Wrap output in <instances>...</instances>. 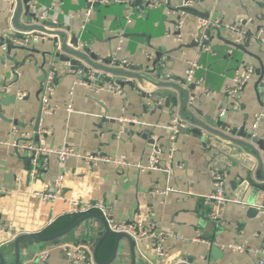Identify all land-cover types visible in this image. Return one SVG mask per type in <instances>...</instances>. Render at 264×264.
Returning <instances> with one entry per match:
<instances>
[{
  "label": "crops",
  "instance_id": "obj_1",
  "mask_svg": "<svg viewBox=\"0 0 264 264\" xmlns=\"http://www.w3.org/2000/svg\"><path fill=\"white\" fill-rule=\"evenodd\" d=\"M14 1L0 0V34L4 38L10 35H32L34 38L31 37L25 44L29 50L11 47L8 58H4L7 47L3 51L0 46L1 140L10 137L12 127L17 128L18 132H34L40 105L38 92L45 71L54 64L58 77L50 104L55 107V111L51 114L42 113L38 125L46 130L44 134L48 143L56 146L68 144L83 152L98 150L110 156L123 154L131 162H146L153 152L154 144L162 148L161 163L170 160L182 166L174 168L167 177L162 171L139 172L134 167L117 169L111 164L89 167L74 157L68 158L63 167L59 168L56 159L51 157L47 171L41 179L33 181L28 176L25 156L0 145V224L11 227L9 232H0V252L4 264L15 263V234L43 236L40 234L43 230L55 233L69 226L72 223L69 222L70 218L57 220L68 214L71 198L104 201L111 206L117 220H153L160 228L178 237L167 236L164 239L163 246L167 252L165 257L157 256L150 242L134 241V264H259V256L235 252L227 246L233 242H246L256 247L264 244V214L247 218L244 206L225 203L217 208L218 218L217 222L213 221L215 224L208 232L210 237H204L207 222L212 221L208 215L213 206L203 198L212 190L210 169L218 168L221 171L224 191L228 196L243 200L237 189L239 187L234 188L233 185L245 176L247 160H253L251 152L221 138H213V143H201L196 136L181 132L176 136L173 151H168L170 142L165 127L173 114L180 116L181 95L178 92V98L172 100V103L170 97L163 102L160 99L155 101L148 98L152 90L149 82L102 70H99L102 77L97 82L110 79L119 85L121 92L91 93L83 85H73L74 69L46 53L52 50L54 36L45 33L42 36L41 31H36L35 35L33 30L15 26L11 11ZM36 1L40 8L52 2ZM155 1L159 3L158 9H155L159 12L151 14V21H146L148 8H145L142 17L132 16L127 24L124 15L128 9L124 4L107 5L105 10L94 5L87 16L86 11L90 6L88 0H59L53 14L60 8L69 16L60 13L57 17L59 22L55 26L62 24L69 48H74L69 44L72 34L77 36L79 43H85L83 48L86 53L99 57L98 60L90 58L95 64L122 70L131 66L145 67L149 65L147 54L153 58L155 52L161 51L162 58H165L162 64L166 67L163 72L174 78L169 81L179 83L186 89L192 84L185 81L187 61L196 57L201 68L195 77H202L203 81L195 84L194 89H189V101L198 98L194 105L203 114L214 118L220 116L232 125L235 124L232 118L239 119V125L247 115L246 126L249 130L254 126L253 132L264 137V91L260 84L263 102L260 105L255 88V73L239 93H228L236 72H242L244 66H253L255 70L259 66L258 58L264 64V41L260 39H264V0H198L190 3L186 0ZM140 5L143 7V4ZM181 7L192 9L182 11ZM204 15H208V19L218 20L222 25L245 21L242 28L250 30L253 36L244 50L252 55L229 44L228 41H236L235 35L225 29H220L219 37L215 36L211 40L203 37L209 40V44L202 49L193 46L197 31L204 27L203 21L208 20ZM179 18L183 19V25L180 29L181 40L177 41L174 35L179 31L174 28ZM85 20L87 22L83 30L81 25ZM19 22L40 23L26 16L24 10L19 16ZM122 23L124 25L120 26ZM55 26L47 28L54 30ZM213 34L216 35V31ZM237 43L244 45L242 41ZM118 46L120 50L116 52ZM79 47L82 49V46ZM113 52H116L119 59L126 60L127 66L111 64L109 56ZM105 60H108L107 64L103 62ZM132 72L146 74L145 69ZM181 79H184V84L179 82ZM126 81H131L133 85ZM72 87V112H68L65 105L70 99ZM19 93H24L22 99L18 98ZM60 170L64 173L61 198L49 202L31 195V190L41 189L45 183H50ZM166 185L179 191L165 194L157 192ZM104 230L101 221L88 218L62 237L47 242L22 239L19 242L20 264H33L35 254L41 249H50V253L45 261L38 264H64L65 256L59 248L62 243L89 244L93 256V247ZM114 241L115 234L103 240L97 250L98 260L106 261L111 257ZM131 262L129 242L121 239L116 258L111 264Z\"/></svg>",
  "mask_w": 264,
  "mask_h": 264
},
{
  "label": "built area",
  "instance_id": "obj_2",
  "mask_svg": "<svg viewBox=\"0 0 264 264\" xmlns=\"http://www.w3.org/2000/svg\"><path fill=\"white\" fill-rule=\"evenodd\" d=\"M198 0H186L187 3L194 2ZM57 2L59 0H52L49 6H45L40 8L36 2V0H28L29 8L35 13V17L39 21L49 20L53 23H58L57 20L58 15L64 14L63 11L58 8V11L53 14L54 8H57ZM90 6L86 11V15H90L91 6L94 5H111V4H124L128 10H126L125 23H129L132 19V16H143L144 8H157L159 3L155 0H141V4H143V8L138 11L134 7L135 0H88ZM187 7H181L184 9ZM183 13V12H182ZM69 16V13H65L64 15ZM208 19V18H206ZM87 20H85L81 29H85ZM183 25V19L179 18L175 23V31H179L176 35H174V39L177 41L181 40L180 29ZM204 27H210L214 29H225L227 31H231L235 35V40L237 42H241L245 36V30L241 26V21L239 20L235 24H221L218 20H204L202 23ZM264 31V29H263ZM42 36L44 35L43 31H41ZM48 34V33H45ZM54 36V35H53ZM33 37L32 35L29 37L28 35L25 37H17L15 35H10L6 37V39L11 44L16 45H25L30 39ZM119 37H122V30L119 32ZM34 38V37H33ZM263 42L264 39L260 38ZM235 41V42H236ZM56 45L59 47L58 39L56 38ZM236 42V43H237ZM79 46L84 47L86 44L82 42H78ZM78 46V47H79ZM6 44H2L1 48L3 51L6 50ZM80 48V47H79ZM202 49V48H201ZM207 49V48H206ZM120 50V46L117 47L116 52ZM116 52L110 54V63L117 65L127 66V61L124 59H119ZM87 54V53H86ZM89 55V54H87ZM147 57L151 58V54H147ZM68 64V63H67ZM187 69L185 74L186 83L190 84H201L203 78H196L195 74L198 69L201 68V64L198 59L194 57V59L187 61ZM69 65V64H68ZM254 75V67L253 66H244V70L242 72H236L232 78V85L228 90V93L231 95H236L239 93L244 86L247 84L248 80L251 76ZM58 77V70L56 65H51L44 73V77L40 86V91L38 94L39 102L41 103V114H51L55 111V107L50 104L51 95L54 92L56 81ZM74 84L73 85H83L85 86L91 93H98L100 91L107 92H121V88L117 83L110 79H106L102 82H97V79L93 76L91 71L85 72L82 68L74 69ZM88 77L90 82H87L84 78ZM261 85L264 91V77L262 78ZM73 87L69 92L70 99L68 103L65 105V109L68 112H72V101L71 96L73 93ZM24 93H19L18 98L22 99ZM223 114V113H222ZM261 115V114H259ZM134 121V120H133ZM183 126L182 118L178 114H173L170 118L168 124L165 129L168 132V138L170 144L167 146L168 151H173L174 142L177 134L180 132L179 127ZM253 126V125H252ZM254 127V126H253ZM46 132L45 129L38 126L36 130L32 133L27 132H18L17 128L12 127L10 129L9 135L10 137L1 140L0 145L7 146L13 153L18 155L25 156L28 162V176L30 180L41 179V176L47 171L50 158L54 157L56 159V164L59 168H62L64 163L68 158L74 157L83 161L89 167L96 166L98 164H111L113 167L117 169H123L126 167H134L139 172L152 170V171H162L167 177H169L174 168H180L182 165L179 163L171 162L170 160L161 163L160 161V153L162 148L159 146H155L153 144V152L147 158L146 162L136 161L131 162L126 158L125 155L120 154L117 156H110L107 154H102L100 151L94 152H83L75 147L62 144L59 146L52 145L48 143L46 140ZM61 171V170H60ZM210 178L212 180V190L203 196L205 202H210L213 206L211 212L209 213V218L212 221L217 222V208L221 203H230L236 202L233 197L228 196L224 191V177L221 171L218 168H211ZM63 180L64 173L59 172L50 183H45L41 189H33L31 190V195L34 198H37L42 201L54 202L55 200L62 197V188H63ZM179 191L171 185H166L164 189L158 190L157 192L160 194H165L167 192ZM191 193V192H190ZM237 203L243 205L242 202L237 201ZM70 208L68 214H77L83 215L86 213L95 212L101 215L109 229L110 232L117 233H126L132 237L134 241H146L151 243L152 249L155 251L156 255L159 257L167 256L166 249L163 246V241L167 236H173L171 232L164 230L158 226V224L153 221H143L142 219L121 221L117 220L114 215L112 208L109 204L104 201H88V200H80L77 198H71ZM10 226L0 224V232L6 231L9 232ZM15 234L13 236L16 237ZM178 238L177 236H173ZM59 248L62 250L65 261L64 264H97L92 256V248L89 244H85L83 242L79 243H62L59 245ZM227 248L231 249L235 252H246L252 255L259 256L258 263L264 264V244L261 246H252L246 242H233L228 244ZM50 249H41L35 254L34 263L38 264L39 262H43L49 255Z\"/></svg>",
  "mask_w": 264,
  "mask_h": 264
},
{
  "label": "water",
  "instance_id": "obj_3",
  "mask_svg": "<svg viewBox=\"0 0 264 264\" xmlns=\"http://www.w3.org/2000/svg\"><path fill=\"white\" fill-rule=\"evenodd\" d=\"M28 0H15L11 4V11L13 13V21L15 26L22 27L23 30H30L34 31V34L36 35V31H43L48 34L54 35L53 38H49L52 43V50L46 52L51 58L53 57L58 62H65L68 63L70 68L76 69V68H82L85 72L91 71L93 73V76L96 79H99L102 77L101 72L99 70H102L107 73H114L119 74L122 76H128L130 78H136L139 80H145L149 82L152 85V90L150 93H148V98L155 99V101L161 100L163 102L167 98L170 97L171 103L172 100L178 98V95L176 92H178L181 95V98L179 99V114L182 120L185 122V126H180L179 131L181 133L185 134H191L196 136L201 143H213V138H221L224 139L232 144H236L239 146H242L246 149H248L252 156L253 160L249 161L248 168L246 171L245 176L241 177L239 182L237 184H234V188H237L239 191V195L243 197L244 199L240 200L238 198H234L236 202H230V203H237V201H240L243 203L242 206H244L245 209V216L247 218H254L257 215L264 214V137L261 135L256 134L253 132V127L249 130L248 126H246V120L247 115L244 116V119L241 120L240 124L238 125L237 122L239 119L232 118V122L235 123L232 125L230 122L222 119L220 116L213 117L209 114H203L201 110H199L194 103L198 102V98H194L191 102L189 101V89H194L196 86L195 84H190L188 86V89L183 86H181L179 83L171 82L169 80H174L173 77L168 76V74H165L163 71L165 70V65L162 64V60H165V58H162L161 51H157L154 53L153 58L148 59V66H131L128 67L127 70H122L116 67H109L105 65L95 64L91 61L90 58L98 60V56L91 53L89 55L86 54V49L82 47V49H78V40L77 36L75 34H72L70 37V45H72L74 48H69L67 46V34L65 30L62 29V24L59 23L56 27L55 23L45 20V21H39L35 17V13L31 12L29 9V5L27 4ZM135 5H140L141 0H135ZM141 6V5H140ZM185 9H192V8H185ZM24 10V14L26 16H30L31 18H34L35 22H40L38 24H20L19 22V16ZM204 18H208V15H204ZM245 21L241 22L244 24ZM55 26L56 28L54 30H51V26ZM216 31V35L213 34V32ZM219 31L214 28L210 27H200L197 31V36L194 38L192 45L193 46H199L200 49L203 46H206L209 44V40H211L213 37H219ZM134 35L137 36H143V34L135 33ZM253 33L250 30H245V36L242 40V44H238L235 42L228 41L229 44H231L233 47L241 48V50L245 51L247 54L252 55L250 52L244 50L245 47L248 46L252 39ZM203 37H208L209 40L204 39ZM56 38L59 42V47L56 45ZM33 39V37H32ZM6 43L7 45V52L6 55H4V58H8L7 55H9L8 52H10L11 47L21 48V49H27L29 50L28 46L26 45H20L15 46L14 44H11L2 34H0V46L2 44ZM256 57V56H255ZM82 60V62H81ZM259 60V66L255 68L254 73L257 76V80L255 82V88L258 91V101L260 105H263V102H261V95L260 90L262 89L260 87L262 78L264 77V64L262 61ZM106 64L108 63V60L103 61ZM150 66V68H149ZM144 67V68H143ZM145 69L146 74H141L137 72L132 71H139ZM131 70V71H130ZM87 82H90V79L88 77L84 78ZM181 84H184V79L179 80ZM125 83L129 85H133L131 81H126ZM40 91V90H39ZM39 94V92H38ZM194 97L193 95H191ZM162 104V103H161ZM41 117V103L38 108V113L35 119L34 128L35 130L38 128L39 122ZM103 121H105V118H102ZM225 203H221L218 205L219 207H222ZM239 204V203H237ZM241 205V204H240ZM88 218H95L102 222L104 225V232L103 234L98 238L96 241L94 247H93V259L97 264H111L114 259L116 258L118 244L121 239H127L129 242V248H130V255H131V264H134V257H135V243L131 236H129L126 233H117L115 234V241L113 246V251L111 257L106 261H100L97 258V250L103 240L107 238L109 235H111V232L109 231L103 217L99 215L98 213L91 212L86 213L83 215H80L77 219H75L69 226L64 228L63 230H60L55 233H51L48 235H34L29 233H22L17 235L14 238V251H15V263L14 264H20V252H19V242L22 239H34L41 242H47L59 237H62L66 233H68L71 229H73L75 226H77L80 222L84 221ZM207 221H209L207 219ZM213 221L207 222L206 225V234L205 238H209L208 232L211 230L212 226H214ZM0 261L1 264H4V258L2 253L0 252ZM178 264H186V263H178Z\"/></svg>",
  "mask_w": 264,
  "mask_h": 264
},
{
  "label": "trees",
  "instance_id": "obj_4",
  "mask_svg": "<svg viewBox=\"0 0 264 264\" xmlns=\"http://www.w3.org/2000/svg\"><path fill=\"white\" fill-rule=\"evenodd\" d=\"M37 2V1H36ZM37 4L39 5V3L37 2ZM117 5H119V4H117ZM97 6H101V8H104V7H107V5H97ZM108 6H110V5H108ZM134 7H135V9L136 10H138V11H140L143 7H141L140 5H135L134 4ZM145 9V8H144ZM151 9H153V8H149V9H147V14H148V18L146 19V21H151V19L153 18V17H151V14H153V12L154 11H156L157 13L159 12V10H155V9H158V8H154V10H151ZM103 10H105V8L103 9ZM122 25H124L123 23L120 25V26H122ZM80 215H77V214H65V215H63V216H60V218L57 220V222L59 221V220H62V219H69L70 218V220H69V222L71 223V222H73L75 219H77L78 217H79ZM56 222V223H57ZM55 225V224H54ZM48 233H51L50 231H48L47 229L46 230H43L40 234L41 235H46V234H48ZM114 233H112L111 232V235H113Z\"/></svg>",
  "mask_w": 264,
  "mask_h": 264
}]
</instances>
